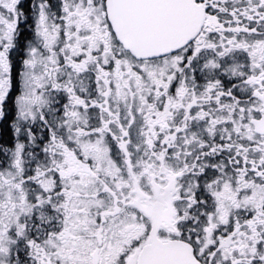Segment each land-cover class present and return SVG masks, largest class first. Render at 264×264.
<instances>
[{
    "label": "snow or ice",
    "instance_id": "snow-or-ice-1",
    "mask_svg": "<svg viewBox=\"0 0 264 264\" xmlns=\"http://www.w3.org/2000/svg\"><path fill=\"white\" fill-rule=\"evenodd\" d=\"M0 264H264V0H0Z\"/></svg>",
    "mask_w": 264,
    "mask_h": 264
}]
</instances>
